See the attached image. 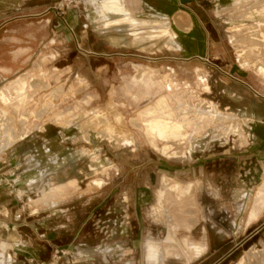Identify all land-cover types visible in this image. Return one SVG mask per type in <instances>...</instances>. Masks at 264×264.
<instances>
[{
	"label": "rangeland",
	"instance_id": "obj_1",
	"mask_svg": "<svg viewBox=\"0 0 264 264\" xmlns=\"http://www.w3.org/2000/svg\"><path fill=\"white\" fill-rule=\"evenodd\" d=\"M121 2L128 34L104 28L92 0H0V64L17 63L0 75V218L28 236L22 251L0 240V263L6 251L10 264H99L119 250L105 263L264 264V0L190 6L216 21L209 62L184 61L181 35L195 33L168 3ZM158 116L184 138H163Z\"/></svg>",
	"mask_w": 264,
	"mask_h": 264
},
{
	"label": "crops",
	"instance_id": "obj_2",
	"mask_svg": "<svg viewBox=\"0 0 264 264\" xmlns=\"http://www.w3.org/2000/svg\"><path fill=\"white\" fill-rule=\"evenodd\" d=\"M159 1L168 3L169 6L172 8L173 17L178 19V21L180 23H182L186 26H189L190 27L189 33H192V32L195 33V36H194V39L192 40V43L188 41L190 39V34L189 35H187V34L181 35V38L183 41L182 53L184 56L183 57L184 61L209 62L208 61L209 56L214 53V51L217 49L218 46H221V39L218 35L220 33H219L218 29L216 28V21L210 19V17H212V15L210 14V11L205 10L204 8H202L201 10L196 9V11L191 9L190 6H193V5L200 7V5L197 4L198 0H159ZM167 11H169V10H167ZM16 65H17V63H10V64H5V65L0 64V75L6 74L4 76H7V74H8V73H2V70L14 72ZM263 146H264V140L255 149V151L260 150V148H262ZM143 194L147 195L148 192H144ZM0 195H1V193H0ZM149 199H150V197H149ZM156 199H157V195H156ZM141 201H142L141 197H138V199L135 202V209H139L142 207ZM5 203H7V202H4V204L0 203V208H3ZM129 204H130V201L127 202V209L130 210L131 204L130 205ZM143 204H144V202H143ZM123 210H125V209H123ZM3 216H5V217L0 218V240L5 238L7 243H11L14 246V248H16L19 251L21 249H19L17 247L19 245H18V242L15 240H21V241L25 240V242H28V236L23 235L22 232L21 233H10L9 227L11 225H13V221H12V219L11 220L7 219L8 215H3ZM126 219L128 220L127 222H129L128 223L129 227H131V226L135 227V223H134L135 219L134 218L132 219L130 214L127 216H123L122 219H120V220H126ZM198 224H199V222L196 219V222L192 226L191 230H193ZM186 232H191V231H186ZM7 233H9V235H7ZM128 234L129 233L118 234V236H122V238H127V239H122L118 242H126L128 245V250H131V246H132V248H135L134 246H135L136 242L138 241V238L133 237L131 239V236ZM29 241L31 242V245H32L33 239L30 238ZM126 243H125V247H126L125 251H127ZM117 245H120V244H117ZM144 245H145V242H144ZM144 245H143V250H144ZM25 252L30 253L29 251H25ZM148 252L149 251L146 250V253H148ZM4 254H5L4 257L6 256L5 258H7V262L3 263V264H10L8 261L9 259L6 255V251L4 252ZM123 254L124 253L119 251V250H116L115 252L113 250H111V251H108L106 253H102V256L100 255L101 256L100 257L101 263H99V264H106L105 262L108 261L107 256L111 259H118ZM9 256L12 257L11 254ZM147 256H148L147 263L152 264L150 252ZM200 256L201 255H199V257ZM94 257H96V255H92V260L94 262H97V260ZM189 259H190V257H189ZM88 260H89V257H88ZM191 260L190 261L188 260V262H191ZM144 261H145V256H144ZM164 261H163V263H164ZM0 264H2V263H0ZM145 264H146V262H145ZM165 264H166V262H165Z\"/></svg>",
	"mask_w": 264,
	"mask_h": 264
},
{
	"label": "bare ground",
	"instance_id": "obj_3",
	"mask_svg": "<svg viewBox=\"0 0 264 264\" xmlns=\"http://www.w3.org/2000/svg\"><path fill=\"white\" fill-rule=\"evenodd\" d=\"M96 4V12L98 14V20L101 23V25L104 28H110L114 26H125L127 29L125 30H118V33L124 34V33H129L131 31V26L130 25H135V20L130 16L129 12L126 10L122 9V2L124 0H92ZM134 14V13H133ZM165 22V21H164ZM140 23V22H139ZM160 23V22H159ZM167 24V23H166ZM163 25V24H162ZM166 26V25H165ZM150 27V26H149ZM121 29V28H120ZM124 29V28H123ZM135 31V30H132ZM166 32H170V30L166 27L165 28ZM112 41H115L116 38L112 37ZM250 56V55H249ZM247 56L248 59H253V57ZM244 59V58H243ZM40 67V64L36 66L38 69ZM258 68V67H257ZM262 68V67H260ZM142 77V76H141ZM27 76L22 75V77L15 83L14 87L19 91L22 92L25 90V86L27 84ZM1 92V91H0ZM27 97V96H26ZM0 98L6 100V96L3 93H0ZM27 100V99H26ZM17 105L22 104V99L19 98L16 101ZM161 103H158V106H160ZM206 105V104H205ZM207 107L212 108V105H208ZM162 108V107H161ZM152 110V109H151ZM159 111V110H158ZM170 112V111H169ZM162 113V112H160ZM153 114V113H152ZM158 115V114H157ZM165 115V114H164ZM170 116V115H169ZM168 116V117H169ZM162 118V117H161ZM156 117L152 125L159 129L160 134L163 138L167 139L172 138L175 140L184 138V134L186 133L185 128L181 124H177L173 121H164ZM165 118V116H164ZM218 118V117H217ZM221 118V117H220ZM170 119V118H169ZM236 129V128H235ZM193 137V136H192ZM171 140V139H170ZM170 148V147H169ZM162 205V204H161ZM254 214L257 213L259 210L264 209V186L262 187V190L260 191L259 195L257 196L256 202H255V207H254ZM254 217V216H253ZM256 218V217H255ZM173 241V240H171ZM122 249V248H121ZM205 248L203 247H198L195 246V251L197 255H200L203 253ZM168 255V254H167ZM254 256L253 254H249L243 261L242 264H250L251 261L253 260ZM255 261V260H254ZM256 262V261H255ZM257 264V263H256Z\"/></svg>",
	"mask_w": 264,
	"mask_h": 264
},
{
	"label": "built area",
	"instance_id": "obj_4",
	"mask_svg": "<svg viewBox=\"0 0 264 264\" xmlns=\"http://www.w3.org/2000/svg\"><path fill=\"white\" fill-rule=\"evenodd\" d=\"M75 2V0H68V5L67 6H69L70 4H73ZM56 254L57 255H60V254H64L62 251L60 252V251H56ZM61 257H59V259H60Z\"/></svg>",
	"mask_w": 264,
	"mask_h": 264
}]
</instances>
